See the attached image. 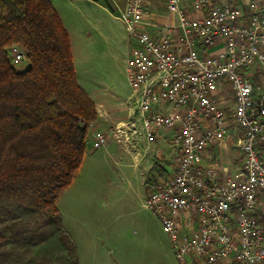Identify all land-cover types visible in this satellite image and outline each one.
I'll return each mask as SVG.
<instances>
[{"label": "built area", "instance_id": "built-area-1", "mask_svg": "<svg viewBox=\"0 0 264 264\" xmlns=\"http://www.w3.org/2000/svg\"><path fill=\"white\" fill-rule=\"evenodd\" d=\"M148 1L125 0L118 14L131 40L125 74L134 104L112 131L146 143L170 133V162L147 184L144 207L159 217L179 264H264V80L255 85L250 72H264V0H163L177 33L141 24ZM217 43L216 52L198 51ZM10 52L13 63L25 61L20 46ZM224 137L240 162L221 178L219 160L204 162V153ZM89 140L98 149L107 135L93 129Z\"/></svg>", "mask_w": 264, "mask_h": 264}, {"label": "trees", "instance_id": "trees-1", "mask_svg": "<svg viewBox=\"0 0 264 264\" xmlns=\"http://www.w3.org/2000/svg\"><path fill=\"white\" fill-rule=\"evenodd\" d=\"M25 51L17 69L11 46ZM78 83L68 33L50 0H0V264H77L56 200L97 118ZM147 184L164 173L154 159Z\"/></svg>", "mask_w": 264, "mask_h": 264}, {"label": "rangeland", "instance_id": "rangeland-1", "mask_svg": "<svg viewBox=\"0 0 264 264\" xmlns=\"http://www.w3.org/2000/svg\"><path fill=\"white\" fill-rule=\"evenodd\" d=\"M73 5L67 29L77 81L107 100L112 125L106 121L107 143L91 152L90 132L100 118L88 129L82 162L56 200L63 230L75 244L77 264H179L159 217L144 207L149 167L154 158L166 166L169 157L142 140L130 146L112 133L113 122L127 117L134 104L125 74L131 40L120 20L108 17L94 30L78 11L80 5ZM14 66L23 69L26 61Z\"/></svg>", "mask_w": 264, "mask_h": 264}, {"label": "crops", "instance_id": "crops-1", "mask_svg": "<svg viewBox=\"0 0 264 264\" xmlns=\"http://www.w3.org/2000/svg\"><path fill=\"white\" fill-rule=\"evenodd\" d=\"M50 2L56 9L68 33L70 46H71V38L67 26H68V22L73 24L72 16L69 15L71 14L70 13L71 9H73L74 7L73 2L80 5V7H78L77 5L79 9L78 8L76 9H78V11L85 20L91 21L90 22L91 26L94 27L93 28L94 30H97L99 29V26L108 19V17L119 20L118 14L119 11L124 7L125 0H50ZM147 11L149 14L144 15L146 22H142L141 24L145 26L148 30L154 31L159 25L165 23L174 27L173 30L174 33L178 32V28L176 25V18L173 13L166 11L163 0H149L147 5ZM100 15L102 19L100 18ZM129 43L131 44L130 41ZM219 47H220V43H217L216 46L211 47L209 49L207 48L205 49L201 45L197 46L198 51L200 53L216 52L219 49ZM250 72L254 84L259 86L264 80V72L259 71L257 67H251ZM76 74L77 73L75 72V76L77 79ZM215 94L219 102H222L225 107L227 106L229 107L232 104L231 97L229 94H227L225 90L216 91ZM89 95L92 97V99L95 102L98 113L97 119L100 118L99 122L97 121V119L93 122V123L98 122L97 125L98 128L95 129L103 130L105 131L106 134H109L108 132L111 131L104 129V125L106 124V121L107 122L110 121V125H112L111 124L112 120H110L111 111H107V109L104 108L106 105L108 106L107 100L105 101L104 99H102L100 97V94L95 91L92 92V95L91 94ZM128 113L129 111H127V114ZM121 120L122 119H117L115 122H113V125H115L117 122ZM169 134L170 133L168 132L162 133L156 140H154L151 143H146L144 138L140 136L137 137L131 136V138L128 141H124V142H128L130 146L131 145L133 146L136 145L139 140H142L145 142L143 144L146 148L149 146L153 148L158 154L164 155L165 158H167L166 156H168L170 159L173 153V149L167 140ZM88 150L89 152H91L94 151L95 149H92L90 144ZM212 158H216L219 160L217 169L221 178H224L226 176H231L236 173V168H238L240 159L233 145L232 138L224 137L220 139H215L214 142L205 149L204 162H209ZM162 166L165 167L163 164Z\"/></svg>", "mask_w": 264, "mask_h": 264}]
</instances>
